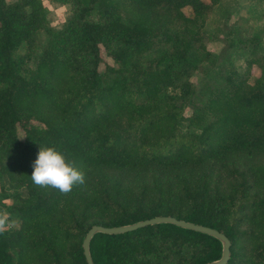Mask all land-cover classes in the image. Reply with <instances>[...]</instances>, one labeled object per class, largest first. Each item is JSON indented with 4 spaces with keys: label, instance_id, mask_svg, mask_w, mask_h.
<instances>
[{
    "label": "trees",
    "instance_id": "1",
    "mask_svg": "<svg viewBox=\"0 0 264 264\" xmlns=\"http://www.w3.org/2000/svg\"><path fill=\"white\" fill-rule=\"evenodd\" d=\"M0 0V264H87L94 225L172 216L264 264V0ZM40 147L85 174L31 180ZM173 224L96 234L94 264H206Z\"/></svg>",
    "mask_w": 264,
    "mask_h": 264
},
{
    "label": "clouds",
    "instance_id": "2",
    "mask_svg": "<svg viewBox=\"0 0 264 264\" xmlns=\"http://www.w3.org/2000/svg\"><path fill=\"white\" fill-rule=\"evenodd\" d=\"M30 175L34 185L53 188L67 195L74 186L85 184V174L55 147H40ZM7 216L0 214V231L6 226Z\"/></svg>",
    "mask_w": 264,
    "mask_h": 264
},
{
    "label": "water",
    "instance_id": "3",
    "mask_svg": "<svg viewBox=\"0 0 264 264\" xmlns=\"http://www.w3.org/2000/svg\"><path fill=\"white\" fill-rule=\"evenodd\" d=\"M157 224H173L181 228L189 229L196 232H201L219 239L223 243L222 257L218 261L208 262L206 264H227V262L230 259L231 242L228 239V237L221 231L203 224L177 219L172 216H157L154 218L146 219L143 221H139L133 224L123 225V226H113V227H106L101 225L92 226L87 232L82 243L84 256L87 264H94L90 253V242L96 234L103 233L107 235H116V234L135 231L137 229H141L147 226H153Z\"/></svg>",
    "mask_w": 264,
    "mask_h": 264
},
{
    "label": "rangeland",
    "instance_id": "4",
    "mask_svg": "<svg viewBox=\"0 0 264 264\" xmlns=\"http://www.w3.org/2000/svg\"><path fill=\"white\" fill-rule=\"evenodd\" d=\"M9 1H14V0H9ZM45 1V4L46 6L48 7L49 9V16H50V19L51 21H54V24L57 23L59 17L62 15L61 12L62 10L61 9H56L54 8L49 2L48 0H44ZM240 2V4L242 5L241 9L242 10H238L237 13H236V16H240L241 14L244 13V7L245 5L247 4V0H238Z\"/></svg>",
    "mask_w": 264,
    "mask_h": 264
}]
</instances>
